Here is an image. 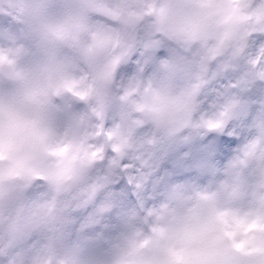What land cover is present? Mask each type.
Returning a JSON list of instances; mask_svg holds the SVG:
<instances>
[{
    "label": "clouds",
    "instance_id": "9594fccd",
    "mask_svg": "<svg viewBox=\"0 0 264 264\" xmlns=\"http://www.w3.org/2000/svg\"><path fill=\"white\" fill-rule=\"evenodd\" d=\"M0 264H264V0H0Z\"/></svg>",
    "mask_w": 264,
    "mask_h": 264
}]
</instances>
